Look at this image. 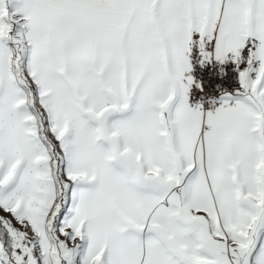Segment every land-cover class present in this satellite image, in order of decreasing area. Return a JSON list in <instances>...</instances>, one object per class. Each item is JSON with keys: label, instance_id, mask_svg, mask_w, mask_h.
<instances>
[{"label": "snow or ice", "instance_id": "6c2138e0", "mask_svg": "<svg viewBox=\"0 0 264 264\" xmlns=\"http://www.w3.org/2000/svg\"><path fill=\"white\" fill-rule=\"evenodd\" d=\"M0 264H264V0H0Z\"/></svg>", "mask_w": 264, "mask_h": 264}]
</instances>
